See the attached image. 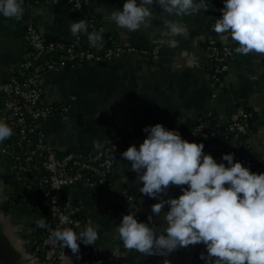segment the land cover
I'll return each mask as SVG.
<instances>
[{"label":"crops","instance_id":"1","mask_svg":"<svg viewBox=\"0 0 264 264\" xmlns=\"http://www.w3.org/2000/svg\"><path fill=\"white\" fill-rule=\"evenodd\" d=\"M45 7L36 8L37 26L49 39L56 36L70 39L69 23L72 10L66 0H43ZM126 0H99L97 12L101 18L102 41L107 37L125 46L151 49L157 47V55H122L111 61H103L77 67H64L42 79V103L57 108L45 119L40 131L45 141L59 156L71 151L92 153L94 143L106 141L120 130L136 125H163L176 130L181 138L190 133L196 121L208 119L222 128L237 119L238 107H249L254 115L248 136L253 154L264 160V55L249 53L239 55V46L230 33L217 34L211 30L214 16L222 17V9H216L212 0H205L208 10L193 16L169 15L153 0L152 25L129 32L117 27L108 17L111 11L122 10ZM140 0H137L139 5ZM199 2V0H194ZM28 14V13H27ZM0 14V82L13 75L20 64L22 31L20 20H8ZM169 21L185 28L183 35L174 37L179 43L168 46L163 35ZM215 39L231 48V60L226 75L212 81L209 63L205 55L208 40ZM213 96H215L213 98ZM3 97L0 94V122L7 124L3 115ZM8 125V124H7ZM12 136L0 143L5 146ZM140 145H137L139 149ZM236 153L235 145L224 140L210 145L204 154L217 164L226 161L222 155ZM8 157L0 156V264H36L32 248L44 228L37 227V220L48 219L44 199L45 187L38 176L30 173L19 176L10 168ZM108 186L92 185L87 188L71 186L65 190L64 199L78 209L77 220L85 227L93 224L99 235L94 248L97 251L94 264H205L201 253L207 255L203 244L180 248L166 257L145 256L135 250H127L120 240L117 227L122 217L133 214L138 222L149 224L151 206L158 203L142 193V182L131 171L130 162L122 155L116 161ZM181 187L170 185L168 198H178ZM227 187V185L225 186ZM31 194L21 203H12L13 194L24 189ZM154 216L150 227L157 233L167 227L164 214ZM75 232L79 233L80 231ZM77 260L71 250L60 264H93L91 253L80 241Z\"/></svg>","mask_w":264,"mask_h":264},{"label":"clouds","instance_id":"2","mask_svg":"<svg viewBox=\"0 0 264 264\" xmlns=\"http://www.w3.org/2000/svg\"><path fill=\"white\" fill-rule=\"evenodd\" d=\"M169 15L193 16L207 11L205 0H156ZM153 0H126L122 10L111 11L110 19L117 27L129 32L152 25ZM222 17L214 25L217 34L230 33L239 45L235 53L264 55V0H225ZM24 13L23 0H0V14L8 20L19 21ZM71 34H86L93 47H103L102 33L88 32V24L81 19L69 23ZM163 33L169 37L171 48L178 46L174 37L183 35L185 28L169 21ZM147 133L139 149L129 146L122 157L130 162L131 171L142 182L140 193L159 202L151 206L149 224L160 216L167 205L164 219L167 227L157 233L156 227L138 222L131 213L124 215L117 227L120 240L127 250L145 256L166 257L190 245L203 244L207 255L201 253L205 264H264V174L250 173L241 163H233L234 154L222 155L227 162L217 164L203 152L204 145L183 140L176 130L161 124L146 126ZM13 130L0 122V143L9 139ZM94 148H100L99 141ZM170 185L181 187L178 198H168ZM227 185V187H225ZM61 224H70L68 215L59 216ZM37 227L47 229L46 220H37ZM99 239L96 227L89 225L79 233L72 228L53 231L48 242L68 248L77 260L81 259L80 246L94 245Z\"/></svg>","mask_w":264,"mask_h":264},{"label":"built area","instance_id":"3","mask_svg":"<svg viewBox=\"0 0 264 264\" xmlns=\"http://www.w3.org/2000/svg\"><path fill=\"white\" fill-rule=\"evenodd\" d=\"M72 13L77 16V21L82 17L84 6L89 0H66ZM225 0H215L216 9H221ZM24 13L28 18L20 24L24 27L22 33V49L20 64L6 81L0 82V94L3 97V115L7 124L13 130L12 139L3 147H0V156L8 157L10 168L19 176L30 173L37 175L39 184L45 187L44 199L48 208L47 229L36 240V248L33 252L36 264H60L66 254L67 248L48 242L51 233L57 229L72 228L82 231L86 227L74 215L78 209L66 202L65 190L71 186L87 188L92 185L108 186L112 177L116 161L129 146L141 145L147 133L136 126L127 128L125 131L114 134L102 142L100 148L92 153H69L58 157L53 148L45 141L40 131L42 122L53 114L52 106L42 103V79L56 73L64 67H77L90 65L112 59L122 55H157V47L151 49L137 48L119 44L116 40L108 48L93 47L87 37L85 44L82 38L72 36L70 40H49L38 28L36 8L23 0ZM23 13V14H24ZM218 16H214L211 30ZM87 22V21H86ZM88 32H99L95 29L92 21H88ZM205 55L211 64L212 81H217L226 75L228 64L231 60V48L226 43H220L210 39L205 46ZM215 96H213L214 98ZM248 118L249 115L241 110L237 112V119L227 125L231 142L236 149L241 145V138L247 144L249 155L236 159L243 167L248 168L252 160L250 155L253 151L248 144ZM149 126V125H147ZM204 124H199L182 139L189 143L199 144L193 139L196 132L205 129ZM205 137L213 138L217 143L221 140L212 130L204 133ZM250 173H255L249 169ZM31 194L29 189L20 192L21 200H26ZM68 215L72 220L70 224H61L59 216ZM91 253L92 263H95L97 251L94 245L86 246ZM40 251V256L38 255Z\"/></svg>","mask_w":264,"mask_h":264},{"label":"trees","instance_id":"4","mask_svg":"<svg viewBox=\"0 0 264 264\" xmlns=\"http://www.w3.org/2000/svg\"><path fill=\"white\" fill-rule=\"evenodd\" d=\"M24 1L27 2L28 4H30L31 6L35 7V8L45 7L46 6V4L44 3L43 0H24ZM212 3L214 4L215 0H212ZM98 5H99V0H89L88 3L84 6L83 15H82V17L79 20L83 19V20H85L87 22L88 21H92V24L95 27V29L99 31V29L101 27V18L99 16V13L97 12ZM28 15L29 14H27V13L23 14V17L20 20L21 24H22L23 21L27 20ZM72 15H73L72 22H77V16L74 15L73 13H72ZM21 31H22V33H24V27L21 28ZM79 36L82 38V43L85 44L87 35L86 34H80ZM49 40H52V39H49ZM54 40H61V38L59 36H56ZM67 40H70V39H67ZM113 42H115V38L114 37H107L106 40L103 42V47L102 48L104 49V48L111 47L113 45ZM211 66L212 65L209 64V72H210V74L213 73V71L211 70ZM53 110L55 112L57 110V108L53 107ZM238 110H241L244 113L249 115V118H248V129H249V133H250L251 125H252V122H253V119H254V115H253L252 110L249 107L245 106V105L239 106ZM199 124H204L206 127H205V129L196 132L195 137L193 139L199 141V144H203L204 145L203 152L210 145L217 144V141H215L213 138L204 136V133L207 130L214 131L216 136L221 141H224V140H229L230 141L231 140V136L232 135L227 132V125L228 124L226 126L222 127V128H219V127L214 126L208 119H199V120L196 121V124L194 125V128L197 125H199ZM146 126L147 125H136V127L139 128V129H144ZM125 130L126 129L120 130L119 132H117V134H119V133H121V132H123ZM245 138L246 137L241 138L242 142H241V145L236 149V153L234 155L233 162L236 159L240 158V157H245V156L249 155L247 144H245L243 142V139H245ZM69 153H81V152L71 151V152H68L66 154H69ZM66 154L59 155V156L57 154L56 155L58 157H62L64 155H66ZM250 157L252 158V160L248 164L249 165L248 169L253 170L255 172V174H264V160L259 158L257 155H255L253 153H252V155H250ZM226 167H228L227 163H226ZM109 181H107V182H109ZM9 201H11L12 203H15V204L21 203L20 194H17V193L13 194ZM73 206L76 207L75 205H73ZM41 235H42V233L38 236L37 240L39 239V237H41ZM35 244H34V246L32 248L33 252L35 251V248H36ZM38 255L39 256L41 255L40 251H39Z\"/></svg>","mask_w":264,"mask_h":264},{"label":"water","instance_id":"5","mask_svg":"<svg viewBox=\"0 0 264 264\" xmlns=\"http://www.w3.org/2000/svg\"><path fill=\"white\" fill-rule=\"evenodd\" d=\"M72 16H73V15H72ZM74 218L77 219V218H78L77 215H74Z\"/></svg>","mask_w":264,"mask_h":264}]
</instances>
